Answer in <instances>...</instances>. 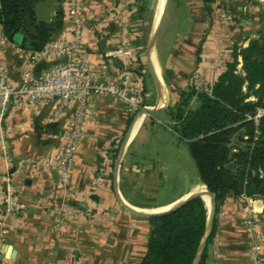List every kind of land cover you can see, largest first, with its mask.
<instances>
[{"label":"crops","instance_id":"crops-1","mask_svg":"<svg viewBox=\"0 0 264 264\" xmlns=\"http://www.w3.org/2000/svg\"><path fill=\"white\" fill-rule=\"evenodd\" d=\"M57 1L62 12L61 25L49 41L68 42L72 25L63 14V0H50L51 6ZM175 3L176 10H183L178 23L173 19V37L162 54L157 38L165 20L155 40L156 74L150 62L152 49L147 54V45L132 42L137 49L135 58L112 59L104 55L119 45L125 27L134 35L136 9L132 0H78L77 8L87 21L82 30V47L89 69L107 82L121 71L135 70L142 84L143 107L152 110L133 115L110 95H91L83 135L66 182L61 181L56 167L45 168L36 163L53 156L63 143L62 132L72 119L75 103L52 118L51 105L36 115L24 101H10L0 124V204L6 194H11L23 210L18 216L6 214L2 218L5 234L0 237V264H139L146 251L149 224L146 217L129 211L123 203L144 210L137 211L140 213H155L204 188L197 186L158 205L134 201L131 192L124 191L126 183L162 174L164 167L154 164L151 158L136 160L129 150L141 130L137 155L146 152L149 137L157 138L162 129L175 131L170 113L180 103L182 93L193 86L195 76H200L207 88L216 81L230 60L232 47H245L262 26L264 0L245 4L227 0ZM52 10L47 9L48 22L56 17L57 12ZM32 57L33 74L53 62L39 57V51L20 49L5 38L0 46V65L7 68L10 85L19 84L22 70ZM145 70H150L153 91L143 79ZM195 103L192 98L189 107L195 108ZM138 116L139 125L130 136ZM247 205L257 219L264 244V199H227L217 213L214 236L206 245L202 264H252L241 223ZM261 256L264 258V246Z\"/></svg>","mask_w":264,"mask_h":264},{"label":"trees","instance_id":"trees-1","mask_svg":"<svg viewBox=\"0 0 264 264\" xmlns=\"http://www.w3.org/2000/svg\"><path fill=\"white\" fill-rule=\"evenodd\" d=\"M43 0H0L5 38L15 31L36 40L41 50L60 27L59 10L51 22H39L33 6ZM138 11L145 0H132ZM205 3L213 0H203ZM209 10L208 7H206ZM143 35L134 44L144 46ZM194 98L197 106L189 107ZM174 130L188 146L199 183L214 197L216 216L227 199L264 198V20L245 47L234 45L230 60L206 91L193 86L170 113ZM132 116L130 117V121ZM207 207L199 196L175 210L147 217L149 236L139 264H192L205 234Z\"/></svg>","mask_w":264,"mask_h":264},{"label":"built area","instance_id":"built-area-1","mask_svg":"<svg viewBox=\"0 0 264 264\" xmlns=\"http://www.w3.org/2000/svg\"><path fill=\"white\" fill-rule=\"evenodd\" d=\"M230 3H248L251 0H227ZM78 0H63V14L70 20L71 40H50L39 50V57L51 62L39 73L33 74L32 57L22 70L20 82L12 86L7 81V68L0 65V124L4 112L12 99H20L34 108L40 115L45 107L51 105L50 117H58L71 102L75 103L72 119L63 130V143L55 154L46 160L36 163L45 168L56 167L61 181L68 180L69 169L73 163L76 147L83 135L82 126L86 115L88 98L91 95H110L120 100L130 114H136L142 107V84L135 70H124L112 81L107 82L94 75L89 69L86 54L82 47V30L87 21L77 8ZM119 45L108 50L104 55L108 58H135L137 49L133 45V37L128 27L121 32ZM5 41L0 36V46ZM220 60V59H219ZM218 61L217 66H219ZM193 87L206 91V83L200 76L193 78ZM103 166L101 167V169ZM100 169V170H101ZM23 207L18 199L6 194L0 204V237L5 234L2 218L6 214L20 215ZM257 219L252 208L244 207L242 225L248 238V252L252 264H264L261 256L263 240L257 228Z\"/></svg>","mask_w":264,"mask_h":264},{"label":"rangeland","instance_id":"rangeland-1","mask_svg":"<svg viewBox=\"0 0 264 264\" xmlns=\"http://www.w3.org/2000/svg\"><path fill=\"white\" fill-rule=\"evenodd\" d=\"M160 1L161 0H145L143 2L145 10L143 11H138L135 8L132 32H134V35H143V42L145 45L148 44L152 33L158 24L161 15V12L159 14ZM175 2L176 0H170L168 14L166 19H164L165 22L162 26L161 33L157 38V46L160 48L161 54L165 51L173 37V34L170 31V26L173 23L174 17L178 23V15L180 16V12L183 10L182 7L176 10ZM166 32L168 34L162 39V35L166 34ZM134 35L132 34L133 41ZM254 37H257V32ZM154 45L155 42L151 48L152 51ZM144 74L145 77L143 79H145L147 87L150 91H153L154 87L150 70H145ZM196 106L197 103L193 105V107ZM142 135L143 130H141L134 140L129 152H133V155L135 156L134 159L136 160H142L143 158L149 160L151 158V160H154V164L159 163V165H162L164 171L162 174H155L151 178H139L126 183L127 189L124 191H130L134 201L146 205H158L174 199L185 191H191L197 186H201L188 146L186 142L179 137L176 131L168 132L167 130L162 129L157 138L149 137V140L146 143V152L137 155L136 152L139 150ZM155 157H157V159ZM130 183H132V186L128 185ZM202 189H205V187ZM260 199L263 200L264 198Z\"/></svg>","mask_w":264,"mask_h":264},{"label":"water","instance_id":"water-1","mask_svg":"<svg viewBox=\"0 0 264 264\" xmlns=\"http://www.w3.org/2000/svg\"><path fill=\"white\" fill-rule=\"evenodd\" d=\"M169 4H170V0H164L158 24L156 25V27H155V29H154V31L152 33V36H151V38H150V40H149V42L147 44V47H146L147 54L151 50V48H152V46H153V44H154V42L156 40V37L158 35V32H159V30H160V28H161V26H162V24L164 22V19L166 17L167 11H168ZM59 5H60L59 1H57V3L55 5H52V6L50 4V0H43V1L37 2L33 6V12H34L35 19L37 21H39V22H48L50 20V13L47 12V9L49 7H51L53 9L52 10L53 12H58L59 11ZM8 40L12 44H14L15 46L19 47L20 49L31 51V52L39 51L37 41L33 40V39H30L29 37L21 34L20 32L15 31L14 33H12L8 37ZM149 110H152V109H149L147 107H142L136 114L140 115V114H143V113H147ZM205 190H206V194L209 196V206H207L206 203H205V205L207 207V214H208L207 223H206V229H205V234H204V236H203V238H202V240H201V242H200V244H199V246L197 248V251H196V254L194 256L192 264H198L199 263L200 257L202 255V252H203L205 244H206L207 237L209 236V234L211 232L212 225H213V218H214V215H215L214 197L210 193V191H208L206 188H205ZM195 196L201 197V199L204 201V199L202 197V194L200 192H195L194 191V192L190 193L188 196H186L185 198H183L180 201L176 202L169 209L164 210V211H160V212H155V213H140V212H137L132 207H130V206L124 204V203H123V205L129 211H131L133 213H136V214H139V215H142V216L147 218V217L152 216V215H158V214H162V213H165V212H169V211L175 210L178 207H180L181 205H183L185 202H187L189 199H191L192 197H195Z\"/></svg>","mask_w":264,"mask_h":264},{"label":"bare ground","instance_id":"bare-ground-1","mask_svg":"<svg viewBox=\"0 0 264 264\" xmlns=\"http://www.w3.org/2000/svg\"><path fill=\"white\" fill-rule=\"evenodd\" d=\"M162 3H163V0L160 1V7H159V14L162 10ZM151 64H152V67L154 69V71L156 72V74H158V67H157V64H156V61H155V57H154V53L153 51L151 50ZM140 119H141V116H138L134 123H133V127H132V130H131V133H130V136L133 135V133H135V130L137 129L138 125H139V122H140ZM196 192H200L202 194V197L206 203L207 206H209V196L206 194V190H201L200 191H196ZM136 211H144V210H140V209H136L134 208ZM148 212V211H147ZM150 212V211H149Z\"/></svg>","mask_w":264,"mask_h":264}]
</instances>
